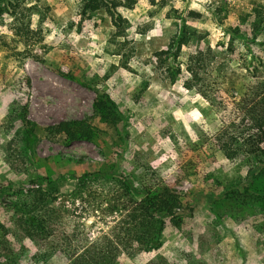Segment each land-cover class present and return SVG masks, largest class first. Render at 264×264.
Here are the masks:
<instances>
[{"label":"rangeland","instance_id":"obj_1","mask_svg":"<svg viewBox=\"0 0 264 264\" xmlns=\"http://www.w3.org/2000/svg\"><path fill=\"white\" fill-rule=\"evenodd\" d=\"M82 8L83 0H0V224L10 229L9 264H70L59 250L38 259V245L15 227L14 204L28 190L57 196L43 250L73 251L123 218L113 177L139 199L167 186L187 214L167 219L160 248L124 249L115 264H264V197L239 187L263 191L264 169L251 176L254 162L227 158L215 139L252 79V55L264 56L234 32L252 37L264 0H137L118 8L121 32L105 10ZM183 36L177 56L158 55ZM101 96L116 116L97 111ZM69 120L87 122L96 137L50 133ZM94 172L107 181L92 185Z\"/></svg>","mask_w":264,"mask_h":264},{"label":"trees","instance_id":"obj_2","mask_svg":"<svg viewBox=\"0 0 264 264\" xmlns=\"http://www.w3.org/2000/svg\"><path fill=\"white\" fill-rule=\"evenodd\" d=\"M149 1L155 3L157 0ZM136 3L137 0H83L82 13L86 15L92 11L103 9L112 18L118 32H121L126 20L118 8L132 9ZM263 14V12L256 11V17L251 22L252 37L239 30L234 32L246 43L258 44L264 50V40L258 39L259 34L264 32ZM184 31L187 32V30ZM186 38L183 36L179 39H172L168 50H163L158 55L177 56V52L186 42ZM175 48L176 51H174ZM250 64L252 79L241 98L235 103L232 119L224 123L215 139L219 149L227 158L234 159L244 156L252 160L254 162V167L251 170L252 176L264 169V56L253 54ZM171 70L174 71V67ZM171 75L174 79V73ZM96 109L104 117L116 116V106L107 96L100 97L96 103ZM49 131L57 135H64L70 141L93 140L97 135L93 126L85 121L76 120L62 121L51 126ZM87 176H91L92 185L107 181L101 172H94ZM112 179L117 180V183L120 184L119 189L114 192L113 207L124 216L114 226L110 235L93 240L92 246L88 248L69 251L53 244L51 246L53 250H43L42 242L47 240L53 232L49 223L52 213H49L48 207L57 198L54 188L50 190L43 189L41 186L32 188L28 190L27 194H24L25 198L21 203L15 202V214L21 213V215L14 218L13 223L38 245L40 248V252L36 256L38 259L46 260L59 250L70 258V264H115L124 249L136 247L141 251H152L160 248L167 219L179 223L187 215L178 212L180 200L167 186L152 185L144 190L143 197L139 199L126 179L118 177ZM87 181L86 178L80 180V186L86 184L84 186L86 187L90 183ZM239 187L245 192L253 191L255 195L260 193L261 197H264V190L255 191L243 184ZM0 197L2 198V195ZM222 197L223 195H218L214 199ZM199 200L200 198L195 197L188 205L190 212L198 205ZM9 230L5 224H0V235H2L0 238V264H9L10 259L15 255L6 238L9 235Z\"/></svg>","mask_w":264,"mask_h":264}]
</instances>
